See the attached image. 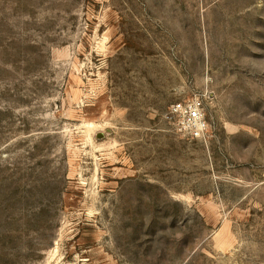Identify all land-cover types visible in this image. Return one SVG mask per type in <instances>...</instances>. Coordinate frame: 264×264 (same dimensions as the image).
<instances>
[{"label":"rangeland","instance_id":"1","mask_svg":"<svg viewBox=\"0 0 264 264\" xmlns=\"http://www.w3.org/2000/svg\"><path fill=\"white\" fill-rule=\"evenodd\" d=\"M0 264H264V0H0Z\"/></svg>","mask_w":264,"mask_h":264},{"label":"built area","instance_id":"2","mask_svg":"<svg viewBox=\"0 0 264 264\" xmlns=\"http://www.w3.org/2000/svg\"><path fill=\"white\" fill-rule=\"evenodd\" d=\"M163 119L178 134L193 140H203L209 131L203 101H184L171 105Z\"/></svg>","mask_w":264,"mask_h":264}]
</instances>
